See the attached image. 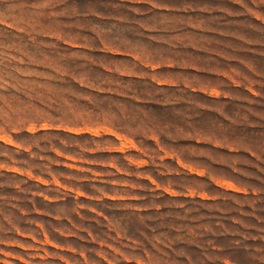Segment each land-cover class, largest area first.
Listing matches in <instances>:
<instances>
[{"label": "rangeland", "instance_id": "rangeland-1", "mask_svg": "<svg viewBox=\"0 0 264 264\" xmlns=\"http://www.w3.org/2000/svg\"><path fill=\"white\" fill-rule=\"evenodd\" d=\"M0 264H264V0H0Z\"/></svg>", "mask_w": 264, "mask_h": 264}]
</instances>
